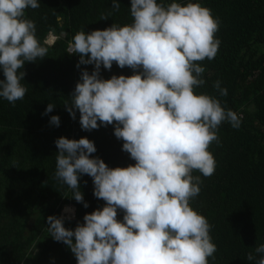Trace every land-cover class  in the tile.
<instances>
[{"label":"clouds","instance_id":"obj_1","mask_svg":"<svg viewBox=\"0 0 264 264\" xmlns=\"http://www.w3.org/2000/svg\"><path fill=\"white\" fill-rule=\"evenodd\" d=\"M39 7V0H0V98L13 106L27 92L21 83L25 62L48 53L35 22L25 18L27 9ZM111 7L119 11V0H112ZM129 11L130 24L74 34L67 52L79 55L77 67L93 65V70L81 71L71 102L64 106L72 119L78 110L82 130L112 125L114 136L123 140L122 151L135 164L110 168L90 157L96 152L93 141L56 139L55 178L87 208L79 186L86 174L92 178L93 195L105 204L85 214L74 229L64 224L75 209L64 205L62 216L46 218L47 229L70 249L77 264H209L217 247L212 226L190 203L202 183L193 173L214 174L216 161L208 149L219 143V126L227 122L239 128L242 120L216 96L196 92L206 83V69L198 62L211 61L218 52L220 22L199 0H130ZM113 62L133 74L103 79L101 66L110 70ZM213 87L219 96L228 95L219 80ZM54 107L48 103L44 115ZM49 122L58 127L60 118L52 115ZM246 260L264 264V243Z\"/></svg>","mask_w":264,"mask_h":264},{"label":"trees","instance_id":"obj_2","mask_svg":"<svg viewBox=\"0 0 264 264\" xmlns=\"http://www.w3.org/2000/svg\"><path fill=\"white\" fill-rule=\"evenodd\" d=\"M39 2L38 9L26 10L25 18L35 22L38 40L48 47L47 56L25 62L21 69L25 73L21 83L27 88L23 100L13 106L0 98V264H77L70 249L50 236L46 218L62 216L63 206L71 205L74 217L64 226L74 229L83 224L85 214L105 204L93 195L92 178L86 174L79 186L87 208L55 178L56 139L93 141L96 152L90 157H99L110 168L135 164L122 151L123 140L114 136L112 125L82 130L78 110L72 119L64 106L71 102L81 71L93 70V65L77 67L79 55L67 52L68 43L82 29L90 33L112 24H130V0H119V11L112 9V0ZM199 2L219 19L215 38L220 45L214 59L198 62L206 69V83L196 92L216 96L242 120L239 128L227 122L219 126V143L208 149L216 161L215 172L209 177L193 173L201 176L202 183L190 203L212 226L217 251L209 264H249L247 254L264 243V0ZM51 33L57 39L50 46L45 39ZM100 74L109 79L130 76L133 70L113 62L110 70L101 66ZM217 80L227 96H219L213 87ZM48 103L55 107L44 115ZM52 115L59 116L58 127L50 124ZM123 214L118 209L117 219L122 220Z\"/></svg>","mask_w":264,"mask_h":264},{"label":"rangeland","instance_id":"obj_3","mask_svg":"<svg viewBox=\"0 0 264 264\" xmlns=\"http://www.w3.org/2000/svg\"><path fill=\"white\" fill-rule=\"evenodd\" d=\"M56 40V37L52 34V35H49L48 38H47V43L49 45H52L53 42ZM67 213L63 212V215H66Z\"/></svg>","mask_w":264,"mask_h":264},{"label":"built area","instance_id":"obj_4","mask_svg":"<svg viewBox=\"0 0 264 264\" xmlns=\"http://www.w3.org/2000/svg\"><path fill=\"white\" fill-rule=\"evenodd\" d=\"M71 43L68 44V48H67V51L69 52V47H70Z\"/></svg>","mask_w":264,"mask_h":264}]
</instances>
